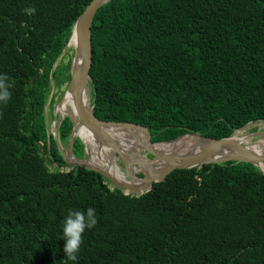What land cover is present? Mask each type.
Instances as JSON below:
<instances>
[{
	"label": "trees",
	"instance_id": "trees-1",
	"mask_svg": "<svg viewBox=\"0 0 264 264\" xmlns=\"http://www.w3.org/2000/svg\"><path fill=\"white\" fill-rule=\"evenodd\" d=\"M90 1L0 0V76L12 85L0 102V264H264V174L250 163L175 169L140 195L62 169L57 139L68 142L72 123L54 138L46 112L69 82L63 51ZM90 34L100 121L162 142L264 120V0H109ZM88 208L97 224L68 260L65 217Z\"/></svg>",
	"mask_w": 264,
	"mask_h": 264
},
{
	"label": "water",
	"instance_id": "water-1",
	"mask_svg": "<svg viewBox=\"0 0 264 264\" xmlns=\"http://www.w3.org/2000/svg\"><path fill=\"white\" fill-rule=\"evenodd\" d=\"M108 1L91 0L89 2L75 21L71 36L65 46L66 48L73 37H75L76 48H74V56L70 63V79L64 93L66 91L73 93L77 116L72 119L66 115L72 123V128L68 136L66 157L64 158L65 164L69 163L70 168L79 166L93 170L106 178L112 188H118L125 194L132 195H140L149 191L153 183L164 180L175 169H192L201 168L209 164L243 162L254 165L264 174V148L257 151L250 149L253 144L264 138V132L245 134L241 141L234 140L237 133H241L253 125L264 123V120L249 122L241 128L234 130L229 137L221 139H211L198 133H188L171 141L152 142L149 130L146 127L127 122H105L95 117L92 107L89 104H84L83 101L85 87L90 82V28L95 13ZM77 54H81L82 56L80 65L74 64ZM61 101L60 99L59 102L61 103ZM63 118L60 119L56 126L57 128ZM81 128L91 133L94 137L98 145L97 150H95V155L98 158L100 156L104 157L105 152L102 154L100 150L103 148L104 151L107 150L110 153L112 159L116 158L121 163L123 168V171L120 172L122 180L114 177L108 168H102L91 162L90 152L84 141L77 135V130ZM192 136L197 138L199 143L184 153L176 150L177 148L174 151L166 152L155 148L157 144H170L179 140H182L184 143L186 137ZM250 137H256L257 140L246 145L244 141L246 142ZM76 139L83 145L86 158H78L73 155L72 149ZM107 163L109 164L110 161L107 160ZM136 184H139V186Z\"/></svg>",
	"mask_w": 264,
	"mask_h": 264
},
{
	"label": "bare ground",
	"instance_id": "bare-ground-1",
	"mask_svg": "<svg viewBox=\"0 0 264 264\" xmlns=\"http://www.w3.org/2000/svg\"><path fill=\"white\" fill-rule=\"evenodd\" d=\"M69 45L76 48L75 37H73V39L70 41ZM81 58H82L81 54H77V58H76V60H74V64L80 65L81 64ZM61 100H62L61 103L59 102L57 105V108H56L57 112H59L62 117H65L67 115V116H70L72 119H74L77 116V111H76V107H75V99H74L73 93L71 91H66L62 95ZM83 101H84V104H89V102H88V86L87 85L85 87V91H84V95H83ZM93 113H94V111H93ZM60 126H62V125H60ZM112 132H114V130H112ZM237 134L235 135L234 140L235 141H241L244 137V134H242L240 136ZM77 135L84 141L87 149H88V147L91 146L92 149L91 150L88 149V151L90 152L91 162L93 164H96L97 166H100L102 168L106 167V168H108V170L112 173V175L114 177H116L119 180L123 179L120 171L116 168L115 165H112V163H111L112 160H111V157L109 156L110 153L107 150L104 151L103 148L100 149L102 151V154L104 152L106 153L107 159L105 158V156L104 157L100 156L98 158L97 155H95V150H97L98 145L96 144L94 137L92 136L91 133H89L88 131H85L81 128V129L77 130ZM198 143H199V140L192 136V137H186L184 143L182 142V140H179L178 142H174V143H170V144H157V145H155V148L157 150H161L163 152L174 151L177 148L176 150L184 153V152L189 151L190 148L192 149L193 147H195ZM245 144L248 145L247 141L245 142ZM50 146H51V144H50ZM263 148H264V138L260 139L257 143L253 144L250 147V149H253L256 151L263 149ZM54 160H55V158H54ZM107 160H109L111 164L110 163L108 164ZM56 164H57V162H56ZM136 185L139 186V184H136Z\"/></svg>",
	"mask_w": 264,
	"mask_h": 264
},
{
	"label": "clouds",
	"instance_id": "clouds-1",
	"mask_svg": "<svg viewBox=\"0 0 264 264\" xmlns=\"http://www.w3.org/2000/svg\"><path fill=\"white\" fill-rule=\"evenodd\" d=\"M27 14H34V9L26 8ZM7 77L0 76V102H7L11 98L8 89L12 86L6 83ZM96 210L88 208L86 211H69L63 224L64 252L68 260L76 261L82 244V234L85 229H91L97 224Z\"/></svg>",
	"mask_w": 264,
	"mask_h": 264
},
{
	"label": "rangeland",
	"instance_id": "rangeland-1",
	"mask_svg": "<svg viewBox=\"0 0 264 264\" xmlns=\"http://www.w3.org/2000/svg\"><path fill=\"white\" fill-rule=\"evenodd\" d=\"M73 56H74V47L68 45L65 48V50H64V54H63V57L64 58L62 57L63 58V60H62L63 63L65 64L69 60H72ZM66 85H67V83H63V84L60 85V87L54 89V93H55V97H54L55 103L53 104V107H51V109L46 112V115L47 116H50L49 120L46 117V120L49 121V123H50L49 131L51 132V134L53 135L54 138H57V136H58V128L56 126L58 125L60 119L62 118V116L60 115V113L57 112V109L56 108H57V105H58V101L60 100V98L63 95V92L66 89ZM87 86H88V102H89V105H90V103H91V88H90L89 84ZM54 114H55V117H54ZM255 132H264V123H260V124H256V125H253L251 127H248L245 130H243L241 133H238L237 135L240 136L242 134H244V135L245 134H252V133H255ZM256 140H257L256 137H250L247 140V143L248 144H251V143H253ZM67 143L66 144H61L59 142V140L57 139V145H58V148H59L60 152L62 153L63 159L66 157ZM244 143H245V141H244ZM88 149L91 150L92 149L91 146L88 147ZM72 153H73V149H72ZM75 153H77V154H75ZM73 155L76 156V157H78V158L79 157L80 158H86V154L84 153V148H83V153H81V154H79V152H76L75 149H74ZM104 156L107 159L106 153H105ZM109 156H110V154H109ZM111 160H112L111 161L112 165H115L116 168L120 172H122L123 169H122V165L120 164V162L116 158L112 159V157H111ZM48 166L51 168L52 167V164L50 163ZM68 168H70V164L69 163H66V167L65 168H62V169H65L66 170Z\"/></svg>",
	"mask_w": 264,
	"mask_h": 264
},
{
	"label": "flooded vegetation",
	"instance_id": "flooded-vegetation-1",
	"mask_svg": "<svg viewBox=\"0 0 264 264\" xmlns=\"http://www.w3.org/2000/svg\"><path fill=\"white\" fill-rule=\"evenodd\" d=\"M121 164V163H120ZM123 169V168H122Z\"/></svg>",
	"mask_w": 264,
	"mask_h": 264
}]
</instances>
